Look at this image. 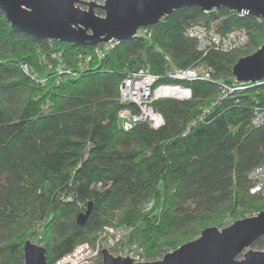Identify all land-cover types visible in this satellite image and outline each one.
I'll return each instance as SVG.
<instances>
[{
    "label": "trees",
    "instance_id": "trees-1",
    "mask_svg": "<svg viewBox=\"0 0 264 264\" xmlns=\"http://www.w3.org/2000/svg\"><path fill=\"white\" fill-rule=\"evenodd\" d=\"M194 24L245 28L249 50L204 52L188 35ZM144 31L100 59L101 44L29 35L0 9V264H24L27 239L55 264L78 244L95 243L106 226L131 227L123 245L142 246L154 261L207 227L264 210L248 179L264 163V125L251 122L264 106V83L220 97L222 84L235 82L233 65L264 44V19L189 6ZM200 64L211 67L208 79L180 81L191 98L154 101L162 126L123 129L118 113L132 105L120 101L119 86L129 71L145 68L173 83L172 68ZM89 202L91 215L79 225ZM251 247L263 250L264 235Z\"/></svg>",
    "mask_w": 264,
    "mask_h": 264
},
{
    "label": "water",
    "instance_id": "water-1",
    "mask_svg": "<svg viewBox=\"0 0 264 264\" xmlns=\"http://www.w3.org/2000/svg\"><path fill=\"white\" fill-rule=\"evenodd\" d=\"M0 0L13 29L39 38L54 39L75 45H98L111 39H133L139 29H146L174 10L197 6L205 12L221 7L241 15L264 19V0ZM101 8L104 15H98ZM238 82L264 79V44L250 55L241 57L232 67ZM92 202L77 217L84 225L91 215ZM264 235V210L254 216L236 220L219 228L210 226L191 241L185 242L159 260L137 262L128 256L114 255L107 247L101 250L103 264H264V249L255 250L252 243ZM240 257V258H239ZM47 250L27 239L24 244V264H46Z\"/></svg>",
    "mask_w": 264,
    "mask_h": 264
},
{
    "label": "built area",
    "instance_id": "built-area-1",
    "mask_svg": "<svg viewBox=\"0 0 264 264\" xmlns=\"http://www.w3.org/2000/svg\"><path fill=\"white\" fill-rule=\"evenodd\" d=\"M188 35L196 39L198 48L204 52L212 48L227 52L240 50L246 47L250 40L245 28H234L227 33H222L215 24H194L188 29ZM118 43L117 39L102 43L95 49V55L100 59L103 58ZM63 67L64 65L59 61L56 67L57 72L62 73ZM211 71V67L203 64L187 69L172 68L169 71V77L179 81L173 83H159V77L145 68L129 71L119 86V92L120 101L132 106H125L119 111L120 125L125 130H130L138 122H148L154 128L162 126L164 118L154 107V101L161 98H191V88L180 81L208 79ZM258 82L264 83V79ZM244 83L235 79L232 84H222L220 97L223 98L230 92L244 87ZM251 122L257 127L264 125V106L259 105L254 108ZM248 179L250 193L264 197V163L251 170ZM152 206L153 203L149 202L145 208L149 210ZM131 230L132 228L127 226H106L95 243L78 244L71 253L59 259L55 264H93L100 257L102 258L103 245L114 255H129L137 262H145L147 259L142 246L136 243L123 245V241Z\"/></svg>",
    "mask_w": 264,
    "mask_h": 264
},
{
    "label": "rangeland",
    "instance_id": "rangeland-1",
    "mask_svg": "<svg viewBox=\"0 0 264 264\" xmlns=\"http://www.w3.org/2000/svg\"><path fill=\"white\" fill-rule=\"evenodd\" d=\"M83 1H91V0H81L80 2H79V6L81 7V8H83V9H87V6L84 4V2ZM94 1H96L97 3H99V4H102L103 3V0H94ZM104 15V14H103ZM144 29H139V31H138V34L139 35H141V34H144ZM248 45L250 46V44L248 43ZM248 45L246 46V47H244V48H242V49H240V50H238V51H240V52H243V53H245L246 51H248L249 50V47H248ZM256 51V49H253V51L252 52H248L247 53V55H250V54H252L253 52H255ZM247 55H245V56H247ZM257 213L255 212V211H251V212H247L246 213V215L244 216V217H236V216H234V217H232V218H230L229 220H227L226 222H225V224L223 225V226H221V227H219V228H224V227H227V226H229V225H231L233 222H235L236 220H239V219H242V218H245V217H250V216H254V215H256ZM118 227H120V226H118ZM197 238V237H196ZM195 238V239H196ZM32 241H35V239L33 240V239H31ZM191 240H194V239H191ZM190 240V241H191ZM37 243V242H36ZM38 244V243H37ZM183 244V243H182ZM181 244V245H182ZM180 246V245H179ZM178 248V247H177ZM253 249H255V250H259V249H256V248H253ZM170 252V251H169ZM165 254V253H164ZM164 254H162L161 256H159V258H157V259H154V260H159V259H161L162 257H163V255ZM240 258V257H239ZM99 261H95L93 264H97ZM101 264H103V262H101Z\"/></svg>",
    "mask_w": 264,
    "mask_h": 264
}]
</instances>
